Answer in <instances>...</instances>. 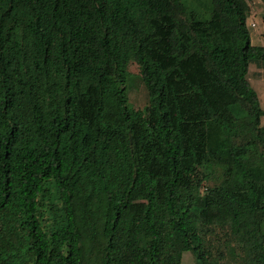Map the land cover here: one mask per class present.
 <instances>
[{
    "label": "trees",
    "instance_id": "1",
    "mask_svg": "<svg viewBox=\"0 0 264 264\" xmlns=\"http://www.w3.org/2000/svg\"><path fill=\"white\" fill-rule=\"evenodd\" d=\"M248 17L246 0L208 19L182 0H0V264H264Z\"/></svg>",
    "mask_w": 264,
    "mask_h": 264
},
{
    "label": "rangeland",
    "instance_id": "2",
    "mask_svg": "<svg viewBox=\"0 0 264 264\" xmlns=\"http://www.w3.org/2000/svg\"><path fill=\"white\" fill-rule=\"evenodd\" d=\"M186 7L199 14L202 18L208 19L210 16V0H182ZM249 5V17L247 27L251 36L253 46L264 45V5L261 0H246ZM254 24L255 27L251 25ZM130 75L134 79L129 84V100L132 106L141 107L146 102V94L137 79L138 73L135 65L130 66ZM248 80L258 95L259 102L264 110V69L256 66L255 62L250 63L248 68ZM264 125V117L261 119ZM229 257L233 256L232 250H227ZM181 264H195L193 256L186 252L183 254Z\"/></svg>",
    "mask_w": 264,
    "mask_h": 264
},
{
    "label": "built area",
    "instance_id": "3",
    "mask_svg": "<svg viewBox=\"0 0 264 264\" xmlns=\"http://www.w3.org/2000/svg\"><path fill=\"white\" fill-rule=\"evenodd\" d=\"M251 26H252V27H255V25H254V24H252Z\"/></svg>",
    "mask_w": 264,
    "mask_h": 264
},
{
    "label": "clouds",
    "instance_id": "4",
    "mask_svg": "<svg viewBox=\"0 0 264 264\" xmlns=\"http://www.w3.org/2000/svg\"><path fill=\"white\" fill-rule=\"evenodd\" d=\"M247 24V23H246Z\"/></svg>",
    "mask_w": 264,
    "mask_h": 264
}]
</instances>
